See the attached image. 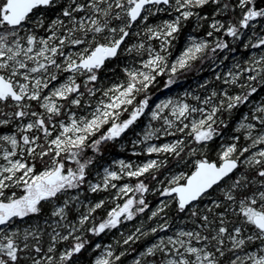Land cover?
Returning <instances> with one entry per match:
<instances>
[{"label": "snow or ice", "instance_id": "snow-or-ice-1", "mask_svg": "<svg viewBox=\"0 0 264 264\" xmlns=\"http://www.w3.org/2000/svg\"><path fill=\"white\" fill-rule=\"evenodd\" d=\"M0 264H264V0H0Z\"/></svg>", "mask_w": 264, "mask_h": 264}, {"label": "trees", "instance_id": "trees-1", "mask_svg": "<svg viewBox=\"0 0 264 264\" xmlns=\"http://www.w3.org/2000/svg\"><path fill=\"white\" fill-rule=\"evenodd\" d=\"M153 91H155V89H154ZM157 95H159V93H157ZM109 154H110V155H111V154H114V155L124 156V157H128V156H129V155H126V152H122V151H120V150L118 149V146H114V147H112V149H111V151H110Z\"/></svg>", "mask_w": 264, "mask_h": 264}, {"label": "rangeland", "instance_id": "rangeland-1", "mask_svg": "<svg viewBox=\"0 0 264 264\" xmlns=\"http://www.w3.org/2000/svg\"><path fill=\"white\" fill-rule=\"evenodd\" d=\"M118 149H119L120 151H122V152H126V155H130V153L127 152L126 150L120 149L119 147H118ZM111 156H113V157H118V155H114V154H111Z\"/></svg>", "mask_w": 264, "mask_h": 264}]
</instances>
